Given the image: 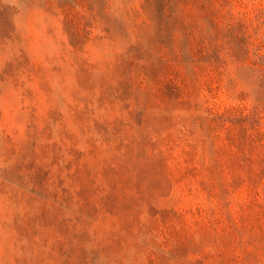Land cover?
I'll use <instances>...</instances> for the list:
<instances>
[{
	"label": "rangeland",
	"instance_id": "1",
	"mask_svg": "<svg viewBox=\"0 0 264 264\" xmlns=\"http://www.w3.org/2000/svg\"><path fill=\"white\" fill-rule=\"evenodd\" d=\"M0 264H264V0H0Z\"/></svg>",
	"mask_w": 264,
	"mask_h": 264
}]
</instances>
